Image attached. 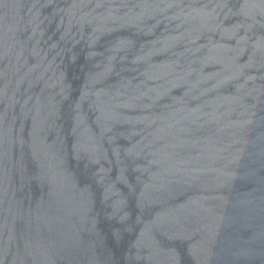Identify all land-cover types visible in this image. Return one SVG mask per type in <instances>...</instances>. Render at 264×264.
<instances>
[{"label": "water", "instance_id": "95a60500", "mask_svg": "<svg viewBox=\"0 0 264 264\" xmlns=\"http://www.w3.org/2000/svg\"><path fill=\"white\" fill-rule=\"evenodd\" d=\"M0 264H264V0H0Z\"/></svg>", "mask_w": 264, "mask_h": 264}]
</instances>
